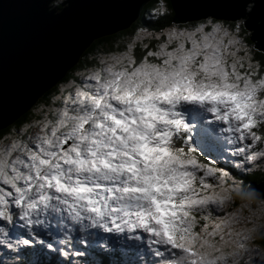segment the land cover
Returning a JSON list of instances; mask_svg holds the SVG:
<instances>
[{
  "label": "snow or ice",
  "instance_id": "obj_1",
  "mask_svg": "<svg viewBox=\"0 0 264 264\" xmlns=\"http://www.w3.org/2000/svg\"><path fill=\"white\" fill-rule=\"evenodd\" d=\"M129 35L0 132V264H264V0H155Z\"/></svg>",
  "mask_w": 264,
  "mask_h": 264
},
{
  "label": "water",
  "instance_id": "obj_2",
  "mask_svg": "<svg viewBox=\"0 0 264 264\" xmlns=\"http://www.w3.org/2000/svg\"><path fill=\"white\" fill-rule=\"evenodd\" d=\"M151 1L71 0L65 20L40 23L27 0H0V129L26 113L96 40L130 28Z\"/></svg>",
  "mask_w": 264,
  "mask_h": 264
},
{
  "label": "trees",
  "instance_id": "obj_3",
  "mask_svg": "<svg viewBox=\"0 0 264 264\" xmlns=\"http://www.w3.org/2000/svg\"><path fill=\"white\" fill-rule=\"evenodd\" d=\"M154 4H155V0H152L147 5H145L144 8L142 9L141 15L146 16L149 13V11L152 9ZM130 28H128L126 30H123L121 32H118L116 34L104 36V37L96 40L86 50V52L83 54L80 62L78 63V65L80 66V70H83V67L85 65H90V64L94 63L95 60H96V56L99 53L109 52V51H116L118 49H122L124 47V45H125V39L128 38V36H130L129 35V29ZM26 116H27V112L23 113L13 123H15L16 121H19V120H22V119L26 118ZM12 124H10V125H8V126H6L4 128H1L0 132H6L12 126ZM260 242L264 245V239H261Z\"/></svg>",
  "mask_w": 264,
  "mask_h": 264
},
{
  "label": "rangeland",
  "instance_id": "obj_4",
  "mask_svg": "<svg viewBox=\"0 0 264 264\" xmlns=\"http://www.w3.org/2000/svg\"><path fill=\"white\" fill-rule=\"evenodd\" d=\"M140 16H141V15H140ZM140 16H139V18H140ZM139 18H138V19H139ZM138 19H137V20H138ZM135 22H136V21H135ZM135 22H134V23H135ZM134 23H133V24H134ZM133 24H132V25H133ZM132 25H131V26H132ZM131 26H130V27H131ZM129 39H130V36H128V38L125 39V44L127 43V41H128ZM106 53H107V52L99 53V54L96 56V58L99 57V56H103V55H105ZM260 238H261L260 236H257V237H256V245H257V246H261V245H263L261 242H259V241H260Z\"/></svg>",
  "mask_w": 264,
  "mask_h": 264
}]
</instances>
